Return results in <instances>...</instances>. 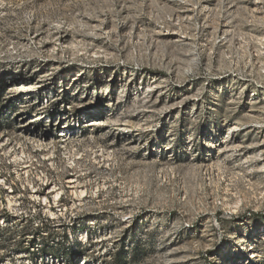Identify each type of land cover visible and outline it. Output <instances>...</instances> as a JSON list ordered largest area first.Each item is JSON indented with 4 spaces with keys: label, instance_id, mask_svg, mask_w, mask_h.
I'll return each instance as SVG.
<instances>
[{
    "label": "rangeland",
    "instance_id": "obj_1",
    "mask_svg": "<svg viewBox=\"0 0 264 264\" xmlns=\"http://www.w3.org/2000/svg\"><path fill=\"white\" fill-rule=\"evenodd\" d=\"M0 264H264V0H0Z\"/></svg>",
    "mask_w": 264,
    "mask_h": 264
},
{
    "label": "bare ground",
    "instance_id": "obj_2",
    "mask_svg": "<svg viewBox=\"0 0 264 264\" xmlns=\"http://www.w3.org/2000/svg\"><path fill=\"white\" fill-rule=\"evenodd\" d=\"M36 141V140H35ZM70 183H75V180L74 179H70L69 180ZM81 193H84V190H81ZM57 195V194H56Z\"/></svg>",
    "mask_w": 264,
    "mask_h": 264
}]
</instances>
